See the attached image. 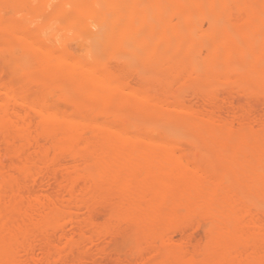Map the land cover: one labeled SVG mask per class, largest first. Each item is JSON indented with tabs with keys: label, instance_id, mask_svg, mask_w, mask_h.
I'll use <instances>...</instances> for the list:
<instances>
[{
	"label": "bare ground",
	"instance_id": "6f19581e",
	"mask_svg": "<svg viewBox=\"0 0 264 264\" xmlns=\"http://www.w3.org/2000/svg\"><path fill=\"white\" fill-rule=\"evenodd\" d=\"M0 264H264V0H0Z\"/></svg>",
	"mask_w": 264,
	"mask_h": 264
},
{
	"label": "rangeland",
	"instance_id": "374dc122",
	"mask_svg": "<svg viewBox=\"0 0 264 264\" xmlns=\"http://www.w3.org/2000/svg\"><path fill=\"white\" fill-rule=\"evenodd\" d=\"M205 25H207V22H205ZM74 41H75V40H74ZM74 41H73L72 43H73V45L75 46V44H74L75 42H74ZM75 47H78V44H77ZM132 78H133V79H134V78L136 79L137 77H136V75L133 74ZM172 127H173V128H172ZM167 128H168V127H167ZM169 130H176V126H171V127L169 126ZM184 132H185V130H184ZM181 133H182V132H181ZM184 135H185V134H184ZM197 231H198V235H199V237H200V236L202 237V235L204 234L203 230H202V229H200V230L198 229V230H196V232H197ZM196 232H195V233H196ZM196 235H197V234H196ZM198 235H197V236H198ZM203 236H204V235H203Z\"/></svg>",
	"mask_w": 264,
	"mask_h": 264
}]
</instances>
